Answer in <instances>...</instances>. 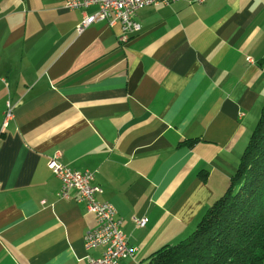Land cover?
<instances>
[{
    "label": "crops",
    "instance_id": "crops-1",
    "mask_svg": "<svg viewBox=\"0 0 264 264\" xmlns=\"http://www.w3.org/2000/svg\"><path fill=\"white\" fill-rule=\"evenodd\" d=\"M0 0V264H83L95 217L47 159L94 170L140 264L220 197L264 102V0H176L140 30L75 24L96 7ZM248 58H252L249 62ZM133 217H146L135 227Z\"/></svg>",
    "mask_w": 264,
    "mask_h": 264
},
{
    "label": "trees",
    "instance_id": "trees-1",
    "mask_svg": "<svg viewBox=\"0 0 264 264\" xmlns=\"http://www.w3.org/2000/svg\"><path fill=\"white\" fill-rule=\"evenodd\" d=\"M140 264H264V102L225 192L185 240Z\"/></svg>",
    "mask_w": 264,
    "mask_h": 264
},
{
    "label": "built area",
    "instance_id": "built-area-1",
    "mask_svg": "<svg viewBox=\"0 0 264 264\" xmlns=\"http://www.w3.org/2000/svg\"><path fill=\"white\" fill-rule=\"evenodd\" d=\"M176 0H66L65 7L69 10H78L96 7L92 13L85 14L74 26V35H79L86 28L92 26L96 29L104 27H120L119 39L126 41L130 36L140 30L139 23L135 20V13L146 6L170 5ZM202 2L203 0H197ZM251 62L252 58H248ZM13 117L12 105L6 103L4 121L0 127L3 131L8 121ZM48 169L59 179L57 196L67 199L72 191L76 199L82 202L86 211L95 217V226L83 236L85 251L103 247L98 256L86 253L83 264H118L120 260L135 257L136 249L129 246L127 236L121 229L122 219L117 210L109 201H99L96 194L101 191L95 182L94 170H73L61 163L57 153L47 159ZM135 227L141 228L146 222V217H133ZM80 264V263H76Z\"/></svg>",
    "mask_w": 264,
    "mask_h": 264
},
{
    "label": "rangeland",
    "instance_id": "rangeland-1",
    "mask_svg": "<svg viewBox=\"0 0 264 264\" xmlns=\"http://www.w3.org/2000/svg\"><path fill=\"white\" fill-rule=\"evenodd\" d=\"M226 190V189H225ZM225 191H223L224 193ZM222 193V194H223ZM210 205H207L206 209L204 210V212L202 213V215L206 212V210L208 209ZM202 215L194 222H192L187 228H186V231L180 235L179 237H177L176 239H174L173 241H171L169 244H175V243H178L180 241H183L185 240L191 233L192 231L194 230L197 222L200 220V218L202 217ZM161 248V247H160ZM123 260V259H122ZM121 261V260H120Z\"/></svg>",
    "mask_w": 264,
    "mask_h": 264
}]
</instances>
